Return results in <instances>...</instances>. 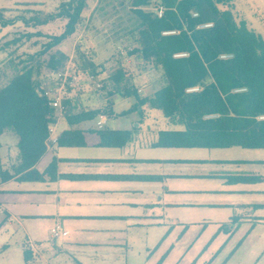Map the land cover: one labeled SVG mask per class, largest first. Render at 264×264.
<instances>
[{"label":"crops","instance_id":"obj_1","mask_svg":"<svg viewBox=\"0 0 264 264\" xmlns=\"http://www.w3.org/2000/svg\"><path fill=\"white\" fill-rule=\"evenodd\" d=\"M46 10L44 0H18L12 7H0V74L11 69L13 75L32 64V56L43 61L59 53L73 62L77 46L73 54L65 48L78 43L76 32L42 58L37 54L44 45L35 53L28 50L40 38L65 30V17L36 24L37 18L44 20L52 13ZM50 72L44 65L38 78H49ZM83 96L67 97L66 92L64 112L49 125V136L58 142L46 147L35 165L42 174L54 162L55 178L45 174L40 181L18 179L14 167L19 162V137L9 128L0 135L2 170L12 175L0 178V228L18 224L31 240L56 242L57 256L72 264H136L135 258L148 259L163 241L172 236L174 245L177 233L193 228L213 235L210 246L225 235L226 241L216 248L219 252L242 224L255 231L253 240L264 249V148L158 146L160 131L184 126L163 115V128L156 124L155 113L161 110L137 107L135 98L116 112L118 94ZM100 111L108 115L103 130L96 125ZM74 131L80 133L82 144H62L63 134ZM112 131L129 134L128 141L121 146L104 143L101 133ZM58 223L68 234L54 239L51 230ZM42 230L47 238H38ZM22 254L24 259L28 254L26 264H38L25 245Z\"/></svg>","mask_w":264,"mask_h":264},{"label":"trees","instance_id":"obj_2","mask_svg":"<svg viewBox=\"0 0 264 264\" xmlns=\"http://www.w3.org/2000/svg\"><path fill=\"white\" fill-rule=\"evenodd\" d=\"M232 1L161 0L166 11L158 17L147 9L151 0H98L91 12L90 16L101 12L103 16L115 17L118 22L112 24L113 32L129 36V41L136 44L130 54H139L144 63L162 72L161 87L147 96L139 93L122 69L109 79L112 94L133 97L137 107L147 105L161 110L172 123L184 126L182 130L160 131L158 146L264 148V118H261L264 116V39L248 28L244 20H235L227 7ZM87 3V0H68L44 20L37 18L36 24L57 17L68 18L62 34L47 35L50 41L38 52L39 58L84 24ZM120 11L128 16L130 24L124 25L125 17L117 14ZM207 23L211 25L204 27ZM166 30L176 32L165 35L162 32ZM75 53L79 59L87 60L79 46ZM67 59L59 53L43 61L32 56V64L17 70L0 88V135L9 128L19 137V162L14 171L20 180L40 181L45 174L55 178L51 174L54 162L42 174L35 168L46 151L49 125L56 117L47 99L37 91L38 77L44 65L56 71L65 67ZM86 62L81 68L97 71L91 60ZM193 87L198 90L188 91ZM101 136L104 143L117 146L129 139V134L122 131L101 133ZM79 139V132L64 133L62 144H82ZM0 176L1 180L12 178L10 172L2 170L1 160ZM25 259L28 260V254Z\"/></svg>","mask_w":264,"mask_h":264},{"label":"rangeland","instance_id":"obj_3","mask_svg":"<svg viewBox=\"0 0 264 264\" xmlns=\"http://www.w3.org/2000/svg\"><path fill=\"white\" fill-rule=\"evenodd\" d=\"M16 1L18 0H0V7H12ZM60 1L44 0L46 11L55 13L59 8L57 5ZM87 1L88 10L85 14L84 24L78 27L74 37L75 39L78 38L79 41L77 44L75 41L70 45L67 44L65 49L73 54L74 47L79 46L80 51L86 54L87 60H91L96 69L100 70L105 88L101 91L94 90L87 84L85 76H82L77 84L67 87V97L68 95H74L83 98V95L97 96L99 94L110 95L114 93L109 79L119 69H122L126 77L132 80L134 87L138 89L142 96L153 94L162 85L161 70L149 63H144L139 54H130L136 44L129 41V36L125 34L117 35L116 32H113V26L115 25L112 24L118 22L115 17L103 16L101 12H95L93 16H90L91 9L96 6L98 1ZM227 7L232 10L237 22L244 20L248 28L260 34L264 39V0H233ZM117 14L125 17L124 25L130 24L128 16L123 11ZM47 39L48 37H43L37 40V43L33 42L28 50L35 53L42 49ZM3 48L6 50L5 47ZM5 57L7 62L8 57L6 55ZM69 60L67 59L65 63H69ZM72 60L71 64H76L80 69H83L81 67L87 61L79 59L76 53L72 56ZM87 70L91 71V68H87ZM12 76L11 69H8L4 75L0 74V88L6 85ZM132 103H134L133 97H121L116 102L115 111L120 112ZM153 112L156 111L153 110ZM155 114L157 117L156 124L165 128L167 120H165L163 114L161 112ZM172 128L179 130V127ZM12 141V138L9 139L10 143ZM250 230V226L242 224L233 233L226 245L217 252V246L226 241V236L219 235L210 246L208 242H210L213 235L207 231L200 234L199 229L193 228L187 233H177L174 245L170 243L173 240L172 236L165 242L163 241L161 247L154 251L148 259L135 258L136 264H202V259L212 252H216L214 253L215 256L210 257L205 264H264V249L260 248L262 244L253 240L255 231L251 233ZM48 235L42 230L37 236L38 238H47ZM34 240L29 239L18 224H15L13 228L9 226L0 228V264H26L22 254L24 245L28 250L34 252L38 264L73 263L69 258L67 260L57 256L56 247L54 246L56 242L51 240L50 242H38ZM3 245H6V247L3 248ZM130 257L133 259L134 254L132 253Z\"/></svg>","mask_w":264,"mask_h":264},{"label":"built area","instance_id":"obj_4","mask_svg":"<svg viewBox=\"0 0 264 264\" xmlns=\"http://www.w3.org/2000/svg\"><path fill=\"white\" fill-rule=\"evenodd\" d=\"M148 10L153 11L158 17H162L166 11V6L161 0H151V4L147 7ZM194 16L197 13H193ZM210 23L204 24L203 26H210ZM175 30H166L162 33L174 34ZM185 55L177 54L176 56ZM227 55H222L226 57ZM85 76V80L94 90L101 91L104 89V82L101 76L100 70L92 72L90 70L80 69L76 64L67 63L64 68L50 72L47 78L46 76L40 79L37 91L41 96L47 99L48 105L55 110L56 115H61L65 110L64 100L67 87L69 85H75L80 81V78ZM198 90V87L189 88L188 91ZM243 90V89H240ZM264 118V116H261ZM108 115L105 111H100L96 116V125L99 130H103L107 127ZM57 137L48 136L45 141L46 147H49L51 143H57ZM52 238L56 239L62 236H66L68 231L64 229L63 225L58 223L52 230Z\"/></svg>","mask_w":264,"mask_h":264}]
</instances>
